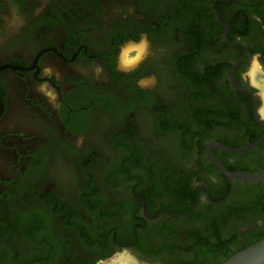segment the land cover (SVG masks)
<instances>
[{"label": "flooded vegetation", "instance_id": "flooded-vegetation-1", "mask_svg": "<svg viewBox=\"0 0 264 264\" xmlns=\"http://www.w3.org/2000/svg\"><path fill=\"white\" fill-rule=\"evenodd\" d=\"M142 36L146 58L122 69ZM254 50L264 0H0V264L121 245L216 264L264 235V181L210 158L264 169L239 79Z\"/></svg>", "mask_w": 264, "mask_h": 264}, {"label": "clouds", "instance_id": "clouds-1", "mask_svg": "<svg viewBox=\"0 0 264 264\" xmlns=\"http://www.w3.org/2000/svg\"><path fill=\"white\" fill-rule=\"evenodd\" d=\"M258 22L259 16H255ZM149 41L146 37L125 43L117 53V61L122 69L128 70L138 66L147 56ZM241 85L253 97L255 117L264 121V51L254 50L247 57L245 66L239 73ZM260 264L262 257H256ZM94 264H150L148 258L142 256L134 247L121 245L113 248L111 255L95 257Z\"/></svg>", "mask_w": 264, "mask_h": 264}, {"label": "water", "instance_id": "water-1", "mask_svg": "<svg viewBox=\"0 0 264 264\" xmlns=\"http://www.w3.org/2000/svg\"><path fill=\"white\" fill-rule=\"evenodd\" d=\"M261 139H259L258 141H260ZM247 147L248 146H244L241 148H226V149L236 151V150L245 149ZM210 158L216 165L220 167L221 171L224 172L230 179L238 178L250 182L264 181V169L254 172L228 171L220 164V162L213 155H210ZM258 256L264 258V235L256 242L231 254L220 264H256L255 258ZM260 264H264V259H261Z\"/></svg>", "mask_w": 264, "mask_h": 264}, {"label": "trees", "instance_id": "trees-1", "mask_svg": "<svg viewBox=\"0 0 264 264\" xmlns=\"http://www.w3.org/2000/svg\"><path fill=\"white\" fill-rule=\"evenodd\" d=\"M262 236H263V235H262ZM262 236H261V237H262ZM261 237H260V238H261ZM260 238H259V239H260ZM259 239H258V240H259ZM256 241H257V240H256ZM256 241H255V242H256ZM228 257H229V255H228L226 258H228ZM221 262H222V261H221ZM221 262H218V263H216V264H220Z\"/></svg>", "mask_w": 264, "mask_h": 264}]
</instances>
